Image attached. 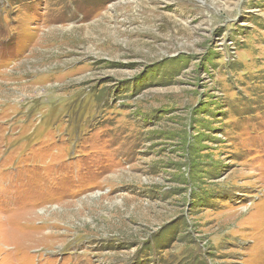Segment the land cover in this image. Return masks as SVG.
<instances>
[{
    "label": "rangeland",
    "instance_id": "obj_1",
    "mask_svg": "<svg viewBox=\"0 0 264 264\" xmlns=\"http://www.w3.org/2000/svg\"><path fill=\"white\" fill-rule=\"evenodd\" d=\"M0 242L264 264V0H0Z\"/></svg>",
    "mask_w": 264,
    "mask_h": 264
},
{
    "label": "bare ground",
    "instance_id": "obj_2",
    "mask_svg": "<svg viewBox=\"0 0 264 264\" xmlns=\"http://www.w3.org/2000/svg\"><path fill=\"white\" fill-rule=\"evenodd\" d=\"M33 214V213H32ZM35 214V213H34ZM32 216V215H31ZM37 218V217H36ZM36 218H34V219H36ZM44 222V221H43ZM21 225L22 223H17V225ZM25 225H26V223H24ZM22 226H24V225H22ZM18 230H20L19 232H16L17 233V235H18V237H15L16 239L15 240H18V241H20V243L22 244V245H24V243H26V241L29 239L28 237H24L23 235H32L33 236V234H36L37 232H35V233H33V232H27V230H26V232L23 230V228H18ZM37 231V230H36ZM24 237V238H23ZM17 241V242H18ZM67 241V240H66ZM28 242H30V241H28ZM1 243V242H0ZM15 244V243H14ZM16 245V244H15ZM3 246V245H2ZM17 247V246H16ZM13 248L15 249V247L13 246ZM12 248V249H13ZM18 248V247H17ZM19 248H21V247H19ZM23 249V248H22ZM24 250H26V249H24ZM13 252V251H12ZM19 254V253H18ZM7 255H9V254H7ZM12 258V257H11ZM15 258V257H14ZM13 258V259H14ZM16 259V258H15ZM35 259V258H34ZM13 261H15V260H13ZM19 262V261H18ZM18 264H20V263H18Z\"/></svg>",
    "mask_w": 264,
    "mask_h": 264
}]
</instances>
